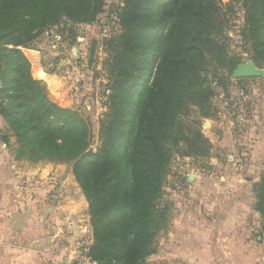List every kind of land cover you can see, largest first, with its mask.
Returning <instances> with one entry per match:
<instances>
[{
  "label": "trees",
  "instance_id": "1",
  "mask_svg": "<svg viewBox=\"0 0 264 264\" xmlns=\"http://www.w3.org/2000/svg\"><path fill=\"white\" fill-rule=\"evenodd\" d=\"M106 1L0 0V115L20 140L21 154L73 164L89 202L91 259L145 264L158 235L171 227L172 207L163 194L174 155L210 157L200 119L218 116L214 99L231 85L219 67L232 73L238 64L224 34L234 6L232 0L228 9L222 0L123 1L116 11L121 32L109 46L111 92L101 144L93 149L89 119L50 97L23 48L63 15L93 22ZM237 1L245 8L242 48L248 45L250 58L264 69V0ZM194 107L200 118L192 129L184 118ZM253 191L264 230V170Z\"/></svg>",
  "mask_w": 264,
  "mask_h": 264
},
{
  "label": "rangeland",
  "instance_id": "2",
  "mask_svg": "<svg viewBox=\"0 0 264 264\" xmlns=\"http://www.w3.org/2000/svg\"><path fill=\"white\" fill-rule=\"evenodd\" d=\"M123 1L107 0L93 22H75L63 15L57 25L38 35L31 41L30 47L23 48L31 60L32 74L47 88L50 97L89 119L94 133L91 145L93 149L101 144V120L107 111L106 103L111 92L107 70L112 51L109 46L110 40L121 32L116 11L123 5ZM230 1L222 0L227 9ZM232 1L233 13L229 15V27H225L224 34L231 38V41L228 40L229 50L232 55H237V63H246L252 60L246 51L249 46L242 48L239 36L245 8L240 1ZM212 70L208 76L212 75ZM217 72L224 77L230 75L231 85L227 88V95L220 89V95L214 99L219 107L218 116L200 119L202 132L212 144L210 157L196 159L174 155L166 175L163 194V200L172 207L171 227L158 235L156 250L146 259L145 264H180L174 253V221L178 211L188 210L195 204L193 195L196 188L192 187L189 175L196 174L200 167L207 169L212 158L234 162L235 157H227V153L221 151V145L226 143L227 148L228 139L235 130L238 133L242 130L244 133L251 132L256 123L261 121L264 76L243 78L248 80L240 82L234 78V71L229 73L227 68L219 67ZM3 83L0 72V87ZM197 111L194 107L187 120L184 118L186 125L192 129L197 126L194 121L200 118ZM6 135L9 137L8 144L4 142ZM20 144L7 120L0 115V157L6 162L4 171L10 181H14V178L19 180L17 189L20 192L17 194L21 197L22 193L26 198L19 211L31 210L30 193L33 194L32 190L36 189L41 203L36 211H59L64 205L67 206V211H81L84 215L81 224L86 223V232L78 237V242L84 238L92 239L93 242L89 202L74 174L73 164L46 158L37 159L30 153L21 154ZM205 169L201 173L209 175ZM210 172L213 175L225 172V175L233 176L236 169L216 168ZM18 197L11 192L10 202L15 203L14 198L17 200ZM87 226L89 230H86Z\"/></svg>",
  "mask_w": 264,
  "mask_h": 264
},
{
  "label": "crops",
  "instance_id": "3",
  "mask_svg": "<svg viewBox=\"0 0 264 264\" xmlns=\"http://www.w3.org/2000/svg\"><path fill=\"white\" fill-rule=\"evenodd\" d=\"M261 108V121L253 131L235 130L227 148L226 143L221 145L227 157H235L234 162L212 158L207 169L200 167L189 175L196 188V205L178 211L174 221V253L180 264H264L263 217L254 209L253 191L264 170V104ZM5 164L0 157V264H57L76 259L78 237L86 224H81L82 212L67 211L66 205L59 211H36L41 205L36 189L30 193L31 210L19 211L26 198L17 194L19 180L10 181ZM216 168L236 172L215 176L210 171ZM204 169L209 175L201 173ZM11 192L19 196L13 204Z\"/></svg>",
  "mask_w": 264,
  "mask_h": 264
},
{
  "label": "water",
  "instance_id": "4",
  "mask_svg": "<svg viewBox=\"0 0 264 264\" xmlns=\"http://www.w3.org/2000/svg\"><path fill=\"white\" fill-rule=\"evenodd\" d=\"M264 76V69L258 67L254 61L248 60L246 63H238L234 70V78H257ZM96 264V263H94Z\"/></svg>",
  "mask_w": 264,
  "mask_h": 264
},
{
  "label": "built area",
  "instance_id": "5",
  "mask_svg": "<svg viewBox=\"0 0 264 264\" xmlns=\"http://www.w3.org/2000/svg\"><path fill=\"white\" fill-rule=\"evenodd\" d=\"M78 248L80 249V257L76 259H66L58 262L57 264H93L94 261L88 255L90 246L92 245V239H80L78 242Z\"/></svg>",
  "mask_w": 264,
  "mask_h": 264
}]
</instances>
